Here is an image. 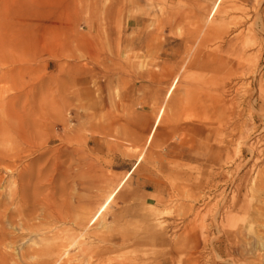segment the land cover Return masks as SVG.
I'll list each match as a JSON object with an SVG mask.
<instances>
[{
    "label": "rangeland",
    "instance_id": "rangeland-1",
    "mask_svg": "<svg viewBox=\"0 0 264 264\" xmlns=\"http://www.w3.org/2000/svg\"><path fill=\"white\" fill-rule=\"evenodd\" d=\"M6 3L7 263L182 264L194 252L197 264H264V190H250L253 156L235 142L243 121L264 135V0ZM229 100L240 114L221 128ZM18 211L35 212L23 228ZM247 229L259 241L238 237Z\"/></svg>",
    "mask_w": 264,
    "mask_h": 264
},
{
    "label": "bare ground",
    "instance_id": "bare-ground-1",
    "mask_svg": "<svg viewBox=\"0 0 264 264\" xmlns=\"http://www.w3.org/2000/svg\"><path fill=\"white\" fill-rule=\"evenodd\" d=\"M0 4H1V12L3 13H5V11H6V8L8 9V7H7V3H6V0H0ZM233 5V4H232ZM254 9H255V11H256V9H257V6H255L254 7ZM244 11V10H243ZM254 12V11H253ZM3 13V14H4ZM244 13V12H243ZM243 15V14H242ZM6 16V15H5ZM245 17V16H244ZM250 19V18H249ZM250 26H251V24H250ZM252 28H253V26H251ZM247 29V28H246ZM6 30V29H5ZM5 30L3 31V33H2V31L0 32V83H1V85H0V90H5V88L7 87L6 86V83H7V79L9 78V75H10V68H9V65H8V55H9V49H8V45H7V39H6V36H5ZM249 29H247V31H248ZM246 31V32H247ZM245 32V33H246ZM243 52V51H242ZM195 56V55H194ZM252 59V58H251ZM197 60V59H196ZM239 60V59H238ZM192 62V61H191ZM193 62H196V61H193ZM192 62V63H193ZM240 63H241V60H240ZM190 66V65H189ZM219 67V66H218ZM256 67V66H255ZM220 68V67H219ZM225 68V67H224ZM252 68V67H251ZM212 69V68H211ZM244 69V67L242 66V65H239L238 66V68L236 69H233V70H235L236 72H239V71H241V70H243ZM189 70V69H188ZM231 70V69H230ZM229 70V71H230ZM238 70V71H237ZM253 71V70H252ZM233 73V72H232ZM261 73H262V71H261ZM211 74V73H210ZM241 75V74H240ZM253 75H255V71H253ZM242 76V75H241ZM220 77V76H219ZM222 77V76H221ZM260 81H259V88L257 89V93L258 94H260V98L261 97H264V84H262V83H264V82H261L262 80L261 79H259ZM252 81L253 82H255V84H256V77H254L253 76V79H252ZM224 84V83H223ZM8 85V84H7ZM232 86V85H231ZM238 86V85H237ZM235 87V86H234ZM236 88V87H235ZM217 94V93H216ZM220 94V93H219ZM219 94H217V95H219ZM255 94L256 93H251V95L253 96L252 98L254 99V96H255ZM259 96V95H258ZM233 97H235V96H233ZM256 97V96H255ZM251 98V99H252ZM257 98V97H256ZM259 98V97H258ZM262 99H264V98H262ZM216 100V99H215ZM231 100H234L233 98H231ZM230 101V100H229ZM218 102V101H217ZM216 102V103H217ZM235 103V102H234ZM233 103V101H230V104H229V106H228V104H227V106H225L224 104H221L220 105V108H218V115H217V112H215L216 113V115L214 114V116L216 117H218V118H220L221 117V115L222 114H224L225 116H224V118H222L221 119V124L219 123V125L221 126V128L223 127L222 125H223V123L224 124H226V126H227V123H229V122H232V119H234V118H236L237 116H239V114H238V111H237V107L235 106V104ZM215 109V108H214ZM241 110V109H240ZM239 110V111H240ZM216 111V110H215ZM262 115H264V110H262L261 112H260ZM238 119V118H237ZM235 120V119H234ZM233 123V122H232ZM230 124V123H229ZM234 124V123H233ZM249 124V123H248ZM235 125V124H234ZM237 125V124H236ZM239 125V124H238ZM244 126H245V123H244V121L239 125V128H238V131H237V137H235L236 139H235V142H237L236 143V148H237V152L238 153H240L241 152V150H242V148L243 147H245L248 151H249V153L251 154V156H253V161H252V163H250V166H249V169L247 170V172H246V176H248L247 174L249 173V172H254V176H253V178H252V180H251V182H250V184H251V186H250V190H258V189H262V190H264V167H261L260 165H258V162L261 160V157L262 156H264V147H262L261 146V143H262V141H264V135H261V136H256V137H252V138H250L249 137V135H247L246 133H245V129H244ZM226 128V127H225ZM236 128V127H235ZM254 129V128H253ZM236 131L235 130H233V129H231V130H229L228 131V135L230 136V134H233V133H235ZM227 136V135H226ZM225 143V142H224ZM251 158V157H250ZM249 162V161H248ZM243 165H246V163H244ZM248 168V167H247ZM249 171V172H248ZM260 177V178H259ZM248 178V177H247ZM244 180H246V179H244ZM247 182V180L245 181V182H243L242 184L240 183H238V184H236V185H234L233 187L235 188V192L236 193H238V194H240L241 193V190H242V186H243V188L244 189H247V187H246V184H248V183H246ZM232 191H234V190H232ZM247 191V190H246ZM260 191V190H259ZM245 193V192H244ZM243 194V193H242ZM246 195V194H245ZM236 196L237 195H235L234 194V192H232V196H231V198H232V201H234L235 200V198H236ZM242 196H244V195H242ZM247 196V195H246ZM245 197V196H244ZM244 197H243V199H244ZM247 198V197H246ZM243 199H242V201H243ZM245 200V199H244ZM236 201V200H235ZM246 202V201H245ZM244 202V203H245ZM22 205H23V203H22ZM43 206V205H42ZM46 207V206H45ZM47 207H48V205H47ZM52 207H54V206H52ZM51 207H49V209H50ZM48 209V210H49ZM52 209V208H51ZM50 211V210H49ZM52 211H53V209H52ZM18 212H21V211H18ZM17 212V213H18ZM54 212V211H53ZM35 212H31V213H29L28 215H29V217L30 218H28L27 220L25 219V218H23V212H21L19 215H18V217H19V220H20V224H21V226H22V228H23V221L24 220H26L27 222H29V221H31V219H32V216H33V214H34ZM52 214H54V213H52ZM47 217H49V212H47V211H44V216H43V219L45 220ZM27 218V217H26ZM55 218H56V220L58 219V220H61V221H67L68 220V216L66 215V214H62V213H60V212H56L55 214H54V220H55ZM10 219H11V223H14V221H13V216H10ZM48 220V219H47ZM84 220V219H83ZM13 221V222H12ZM25 222V221H24ZM45 222H46V220H45ZM49 223V222H48ZM34 226V225H33ZM250 233H252L251 232V230H249V229H247V232H245V233H243L242 235L239 233V236L238 237H242V239H243V237H249V240H251V243L249 242V244L250 245H252L255 241L257 242V241H259V238H260V235L261 234H256L255 233V231H254V233L253 234H250ZM230 237V236H229ZM248 239V238H247ZM5 240V236H4V234H3V236L2 237H0V245H1V243H3V241ZM237 240V239H236ZM244 240L245 239H243V242H244ZM248 242V241H247ZM240 243V242H239ZM236 244H238V243H236ZM242 244V243H241ZM240 244V245H241ZM248 245V244H247ZM246 246V245H245ZM242 247V246H241ZM248 247V246H247ZM62 248V247H61ZM240 248V247H239ZM58 249V248H57ZM32 250V249H31ZM197 252V251H196ZM230 252V251H229ZM244 252V251H243ZM33 253V252H32ZM250 253V252H249ZM236 253H234V255H235ZM197 255H199V254H195L194 252L193 253H191V254H189V256L184 260L183 259V261H182V264H197L198 262H199V260L198 259H200L201 257H203V256H201L200 257V255L199 256H197ZM232 255V254H231ZM243 255V254H242ZM166 256V255H165ZM180 257V256H179ZM171 258V260L172 261H174L175 259H174V256H171L170 257ZM228 258V257H227ZM202 259H204V257L202 258ZM230 260H232V263H233V261L236 263V264H238V256L237 255H235V256H233V257H230L229 258ZM6 260H8V257L6 256V255H3L1 252H0V264H8L7 263V261ZM71 260V259H70ZM243 261V260H242ZM83 263H84V261H82ZM205 262H207V261H204V263ZM240 262V261H239ZM244 262V261H243ZM256 262V261H255ZM17 263V262H16ZM74 263V262H73ZM80 263V262H79ZM82 263V264H83ZM234 263V264H235ZM244 264V263H243Z\"/></svg>",
    "mask_w": 264,
    "mask_h": 264
}]
</instances>
